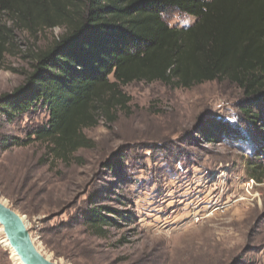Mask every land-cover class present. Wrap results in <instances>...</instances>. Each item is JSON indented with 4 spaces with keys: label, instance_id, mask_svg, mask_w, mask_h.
I'll return each instance as SVG.
<instances>
[{
    "label": "rangeland",
    "instance_id": "rangeland-1",
    "mask_svg": "<svg viewBox=\"0 0 264 264\" xmlns=\"http://www.w3.org/2000/svg\"><path fill=\"white\" fill-rule=\"evenodd\" d=\"M165 20L195 22L173 11ZM0 25L11 27L3 17ZM62 34L14 30L0 58V202L24 219L37 250L58 264H264V120L253 125L242 112L264 118V104L227 81L132 83L121 87L126 106L113 120L99 115L83 131L87 148L63 162L32 136L45 110L12 120L1 110L31 55ZM102 207L129 220L97 237L84 218ZM0 264H20L1 227Z\"/></svg>",
    "mask_w": 264,
    "mask_h": 264
},
{
    "label": "trees",
    "instance_id": "trees-1",
    "mask_svg": "<svg viewBox=\"0 0 264 264\" xmlns=\"http://www.w3.org/2000/svg\"><path fill=\"white\" fill-rule=\"evenodd\" d=\"M170 11L195 22L172 28ZM1 17L11 27L0 25V58L14 30H63L31 55L22 85L1 99L8 120L47 112V124L32 136L63 162L87 148L83 131L99 115L113 120L126 106L121 87L132 83L191 89L227 81L246 100L264 104V0H0ZM242 112L253 125L264 120L262 111ZM84 220L103 237L104 228L129 218L102 207L90 208Z\"/></svg>",
    "mask_w": 264,
    "mask_h": 264
},
{
    "label": "water",
    "instance_id": "water-1",
    "mask_svg": "<svg viewBox=\"0 0 264 264\" xmlns=\"http://www.w3.org/2000/svg\"><path fill=\"white\" fill-rule=\"evenodd\" d=\"M0 227L8 248L20 264H58L44 257L35 247L24 219L0 202Z\"/></svg>",
    "mask_w": 264,
    "mask_h": 264
},
{
    "label": "bare ground",
    "instance_id": "bare-ground-1",
    "mask_svg": "<svg viewBox=\"0 0 264 264\" xmlns=\"http://www.w3.org/2000/svg\"><path fill=\"white\" fill-rule=\"evenodd\" d=\"M18 260V259H17ZM19 262V261H18Z\"/></svg>",
    "mask_w": 264,
    "mask_h": 264
}]
</instances>
